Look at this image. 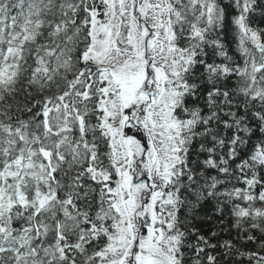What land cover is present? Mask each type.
Segmentation results:
<instances>
[{
	"label": "snow or ice",
	"instance_id": "snow-or-ice-1",
	"mask_svg": "<svg viewBox=\"0 0 264 264\" xmlns=\"http://www.w3.org/2000/svg\"><path fill=\"white\" fill-rule=\"evenodd\" d=\"M0 264H264V0H0Z\"/></svg>",
	"mask_w": 264,
	"mask_h": 264
},
{
	"label": "trees",
	"instance_id": "trees-1",
	"mask_svg": "<svg viewBox=\"0 0 264 264\" xmlns=\"http://www.w3.org/2000/svg\"><path fill=\"white\" fill-rule=\"evenodd\" d=\"M226 42H228V47L230 50H235L236 43L233 40L232 33H229L226 37ZM215 201H212L209 205H207L200 213V217L198 218L197 223L202 224L201 231L204 233H209L210 231H216L219 240L222 242L226 239H233L238 240L236 246L240 249V251H250L253 249L254 246L251 242H247L243 239H238L237 233L238 229L235 228L234 225V217H232L227 211L224 214L223 223L220 222V220L217 218L219 214L215 213L214 209ZM259 235V233H257ZM213 242H216L213 240ZM246 245V247H245ZM236 261H239L243 258L236 257Z\"/></svg>",
	"mask_w": 264,
	"mask_h": 264
}]
</instances>
